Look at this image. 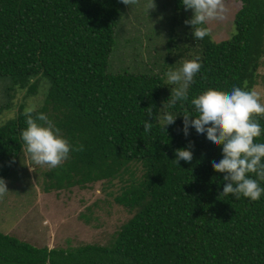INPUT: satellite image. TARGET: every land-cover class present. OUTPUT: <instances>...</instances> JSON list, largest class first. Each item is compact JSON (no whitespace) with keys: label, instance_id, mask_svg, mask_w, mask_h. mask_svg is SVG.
Returning <instances> with one entry per match:
<instances>
[{"label":"trees","instance_id":"1","mask_svg":"<svg viewBox=\"0 0 264 264\" xmlns=\"http://www.w3.org/2000/svg\"><path fill=\"white\" fill-rule=\"evenodd\" d=\"M238 1L231 37L215 42L207 35L196 52L189 43L172 45L179 56L164 67L196 58L202 67L188 100L170 106L174 86L160 73L108 70L120 0H0V77L28 93L43 79L44 101L35 111L46 114L73 148L83 145L45 172L43 190L98 181L113 185L117 179L119 193H107L133 211L106 245L35 247L0 232V264H264V194L257 201L220 196L225 173L216 172L212 162L223 158L222 146L195 128L189 127L187 137L182 131V115H196L191 100L202 91H252L258 83L264 0ZM175 5L184 8L181 0ZM165 112L177 116L166 130L158 119ZM24 113L0 124L5 180L26 151ZM254 117L264 129V116ZM145 119L153 123L150 133L143 129ZM190 141L193 159L177 164L175 151ZM254 142L264 143V132Z\"/></svg>","mask_w":264,"mask_h":264},{"label":"rangeland","instance_id":"2","mask_svg":"<svg viewBox=\"0 0 264 264\" xmlns=\"http://www.w3.org/2000/svg\"><path fill=\"white\" fill-rule=\"evenodd\" d=\"M154 2L157 7L149 13L143 7L146 0H140L139 5H122L108 70L137 72L134 68L138 67L160 73L167 84L165 73L170 67L164 65L168 59L179 56L172 45L178 43L184 47L189 43V50L196 52L201 43L193 39L191 26L184 23L191 18V10L177 9L175 0ZM223 3L224 18L207 25L209 36L215 42L232 36L234 15L241 6L238 0H223ZM258 71V83L252 91L264 103V63ZM7 80L0 77V124L28 107L39 108L47 85L39 79L36 91L28 93L25 89H12ZM48 169L47 165H35L25 150L19 154L5 180L9 192L0 198V232L35 247L65 249L84 244L106 245L132 215L133 211L117 204L107 193L110 190L119 193L117 179L113 185L98 181L46 192L43 188Z\"/></svg>","mask_w":264,"mask_h":264},{"label":"clouds","instance_id":"3","mask_svg":"<svg viewBox=\"0 0 264 264\" xmlns=\"http://www.w3.org/2000/svg\"><path fill=\"white\" fill-rule=\"evenodd\" d=\"M126 6L139 5L140 0H120ZM184 9L191 10L192 16L184 23L191 26L193 39L202 40L209 35L207 25L214 20H222L223 0H181ZM145 11L155 10L154 0H146ZM202 65L199 58L180 61V67L169 68L165 73L167 84L173 85L170 106L178 101L188 100V89ZM196 115L185 112L183 116V133L189 135V127L215 146H222V159L212 162V168L223 176L224 187L220 196H241L257 201L264 194V143L254 142L264 129L255 116H264V103L255 91H246L233 87L230 92L208 88L191 100ZM35 113V115H34ZM26 127L21 131L26 153L35 165L59 167L69 158L71 151H83V145L76 148L63 137L59 128L43 112L34 108L25 109ZM147 115L152 116V107L147 108ZM177 116L165 112L162 118L164 129L172 125ZM143 129L150 133L153 123L145 119ZM193 142L185 148L175 151V162H191L193 159ZM251 174V175H250ZM255 178H252V176ZM9 192L4 178L0 177V198Z\"/></svg>","mask_w":264,"mask_h":264}]
</instances>
